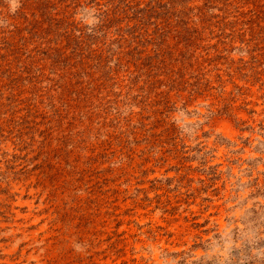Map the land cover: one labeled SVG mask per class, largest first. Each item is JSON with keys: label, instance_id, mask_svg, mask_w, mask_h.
<instances>
[{"label": "rangeland", "instance_id": "rangeland-1", "mask_svg": "<svg viewBox=\"0 0 264 264\" xmlns=\"http://www.w3.org/2000/svg\"><path fill=\"white\" fill-rule=\"evenodd\" d=\"M0 264H264V0H0Z\"/></svg>", "mask_w": 264, "mask_h": 264}]
</instances>
